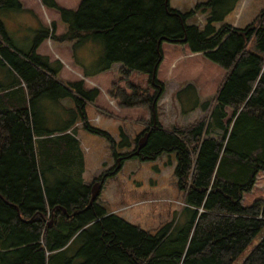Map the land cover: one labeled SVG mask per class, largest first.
Here are the masks:
<instances>
[{
	"label": "trees",
	"instance_id": "1",
	"mask_svg": "<svg viewBox=\"0 0 264 264\" xmlns=\"http://www.w3.org/2000/svg\"><path fill=\"white\" fill-rule=\"evenodd\" d=\"M241 1L208 0L181 13L169 0H80L75 10L41 0L59 14L65 32L56 36L54 24L52 31L40 26L26 52L10 41L0 19V63L14 77L11 86L0 88V264H70L65 247L80 238V264L234 262L264 228V201L241 205L264 171V8L244 28L233 27L225 19ZM2 10L23 7L20 0H0ZM196 12L205 17L202 28L187 24ZM48 39L71 43L73 56L87 42L101 46L98 69L85 78L114 64L121 65L124 80L131 72L148 77L152 96L128 82L108 91L120 108L152 110L138 152L140 136L132 150L118 154L110 135L89 125L85 108L98 90L59 79L61 63L36 54ZM164 42L185 45L224 71L209 107L201 106L208 108L206 115L171 130L155 115L164 92L157 80ZM42 98L68 115L64 124L53 127L49 117H38ZM76 119L110 143L115 172L129 159L153 161L174 153L181 213L151 234L109 214L99 203L100 192L91 202L92 185L83 180V153L73 133ZM121 136L118 148L130 149L125 133ZM241 264H264V237Z\"/></svg>",
	"mask_w": 264,
	"mask_h": 264
},
{
	"label": "rangeland",
	"instance_id": "2",
	"mask_svg": "<svg viewBox=\"0 0 264 264\" xmlns=\"http://www.w3.org/2000/svg\"><path fill=\"white\" fill-rule=\"evenodd\" d=\"M207 1L170 0L169 7L181 13H187L194 10L197 4ZM20 2L24 9L33 13L32 19L25 10L0 11V19L5 31L10 41L20 51L29 50L35 32L39 29L33 23V17L50 31H52V25L55 24L54 34L56 36L64 34L65 26L60 22L59 14L47 9L41 0H20ZM55 2L71 10L77 9L80 4V0H55ZM263 8L264 0H242L236 10L225 19V22L230 25L236 23L238 28H244L254 21ZM204 23L205 17L200 12H196L187 21L188 25L194 24L200 28L204 26ZM162 45L163 49L170 53L166 52L167 56L163 55L162 67L160 71L158 70L159 72L157 71V80L164 85V92L156 103L155 115L164 129L171 130L175 126H187L206 115L208 108L203 110L201 106L206 103L209 107L224 71L203 56L187 57L182 52L181 46L174 47V44L166 42ZM36 54L47 57L49 62L61 63L58 73L60 80L64 82L83 81L86 89H97L96 101L86 105L85 108L89 125L108 133L116 143L115 149L118 154L127 153L134 148L136 145L134 139L137 136L142 138V134L148 127L152 110L150 108H120L116 100L108 97V91L112 84L126 88L127 82H131L130 84L147 90L152 96L155 90L149 86L146 75L131 72L129 79L124 80L120 74L121 65L114 64L106 72L85 78L84 75H91L98 69L103 57L101 46L92 41L76 48L73 56L71 43H58L48 39L41 43ZM177 56H181L179 61ZM13 82L14 77L10 70L0 63V88L9 87ZM205 95L207 97H203ZM68 102V100H62L61 104L68 106ZM36 113L41 118L49 117L53 122V127L64 124L68 119V115L55 107L48 98H42L39 101ZM229 116L230 112L227 119ZM79 122L80 120L76 119L77 124L73 128V133L80 142L83 153V180L93 185L98 178L105 179L98 200L108 212L118 211V216L127 223L138 226L151 234H155L181 213L184 207V197L178 190L174 177L176 165L174 153L163 154L153 161L142 162L138 159H129L124 162L118 172H115V158L110 143L104 137L85 131ZM122 132L131 143L130 149L120 150L118 148V143L122 140ZM256 200L264 201V171L258 173L253 189L244 195L241 205L250 206ZM263 237L264 228L232 264H241ZM81 245L80 238L71 245V254L76 252Z\"/></svg>",
	"mask_w": 264,
	"mask_h": 264
},
{
	"label": "crops",
	"instance_id": "3",
	"mask_svg": "<svg viewBox=\"0 0 264 264\" xmlns=\"http://www.w3.org/2000/svg\"><path fill=\"white\" fill-rule=\"evenodd\" d=\"M169 4H170V0H169ZM64 8H66V7H64ZM66 9H70L71 10V8H66ZM173 9V8H172ZM27 11L29 14V16H30V18L33 16V13H31L29 10H27V9H24L23 8V11ZM175 10H177V9H175ZM32 19V18H31ZM33 23L35 24V26H37V27H39L40 28V26H45V25H43V24H41L39 21L37 22L35 19H34V17H33ZM60 20V19H59ZM232 26L233 27H239L238 26V24L236 25V23H232ZM54 27H55V24H54ZM171 45H173V44H171ZM174 47H177V46H181V50H182V52L183 53H185L186 54V56L187 57H189V56H202V54H191L190 53V51L188 50V48L185 46V45H173ZM38 50V49H37ZM162 51H163V55L164 56H167V54H169L170 53V51H165L164 49H163V45H162ZM166 52H167V54H166ZM172 53V52H171ZM177 59H178V61L181 59V56H177ZM208 61V60H207ZM161 67H162V63H161V65L159 66V71H160V69H161ZM158 71V72H159ZM218 71V70H217ZM220 71V70H219ZM169 76V75H168ZM131 83V82H130ZM203 97H207V95H205V96H203ZM82 177H83V175H82ZM100 193H101V191H100ZM107 211V210H106ZM108 212V211H107ZM109 214L110 213H112V214H115V215H117L118 216V211H116V212H112V211H110V212H108ZM121 218V217H120ZM66 249H67V251H68V254H67V257L69 258V261H70V264H71V258H72V264H80V263H82V259L78 256H76V253L78 252V250L75 252H73V254H71V244H68L66 247H65Z\"/></svg>",
	"mask_w": 264,
	"mask_h": 264
},
{
	"label": "water",
	"instance_id": "4",
	"mask_svg": "<svg viewBox=\"0 0 264 264\" xmlns=\"http://www.w3.org/2000/svg\"><path fill=\"white\" fill-rule=\"evenodd\" d=\"M147 137H148V132L144 133L143 136H142V138L139 140L138 148H137V151L136 152H138L145 145V142L147 140ZM102 183H103V180L98 181V182H95L91 186V202L93 200H95V198H97L99 196V192L101 190Z\"/></svg>",
	"mask_w": 264,
	"mask_h": 264
},
{
	"label": "bare ground",
	"instance_id": "5",
	"mask_svg": "<svg viewBox=\"0 0 264 264\" xmlns=\"http://www.w3.org/2000/svg\"><path fill=\"white\" fill-rule=\"evenodd\" d=\"M46 150V149H45ZM58 160V159H57ZM59 217V216H58Z\"/></svg>",
	"mask_w": 264,
	"mask_h": 264
}]
</instances>
